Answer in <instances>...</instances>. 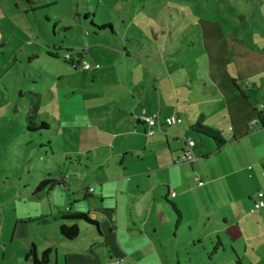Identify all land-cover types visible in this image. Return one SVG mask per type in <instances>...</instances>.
<instances>
[{
    "label": "rangeland",
    "instance_id": "obj_1",
    "mask_svg": "<svg viewBox=\"0 0 264 264\" xmlns=\"http://www.w3.org/2000/svg\"><path fill=\"white\" fill-rule=\"evenodd\" d=\"M104 23L110 27L101 29ZM181 63L186 71L205 70L207 63L264 71V0H0V264H31L25 260L31 240L39 250L49 246L57 264H149V238L137 231L120 235L123 254L101 241L103 253L97 244L82 249L93 237L101 239L96 232L83 233L81 246L66 244L58 221L36 220L68 203L85 212L97 208L82 190L76 202L73 191L89 185L99 194L83 154L92 145L87 133L97 117L114 129L118 108L128 104L130 77L150 79V70L173 72ZM197 92L178 93L180 103ZM27 114L49 127L28 130ZM45 177L59 184L66 177L69 187L48 182L34 193ZM205 198L209 194L199 201ZM202 223L203 231L211 221ZM202 231L194 247L187 230L172 239L181 264H248L252 258L242 252L237 258L229 248L214 251L215 238ZM170 257L175 261L177 253Z\"/></svg>",
    "mask_w": 264,
    "mask_h": 264
},
{
    "label": "crops",
    "instance_id": "obj_2",
    "mask_svg": "<svg viewBox=\"0 0 264 264\" xmlns=\"http://www.w3.org/2000/svg\"><path fill=\"white\" fill-rule=\"evenodd\" d=\"M201 26L199 23V35ZM184 66L181 63L175 71L165 73L150 70V79L130 77L125 91L128 104L118 108L114 129L105 127L97 117L95 130L87 133L92 145L83 154L88 164L93 165L92 169L88 165L86 168L92 172L99 194L94 195L95 188L90 190L89 185L73 191L77 194L75 201L79 202L81 190L88 205L92 204L91 197L97 201V208L89 206L86 212L98 221V226L81 219L36 221H58L59 226L62 222L76 223L79 232L75 238H66L59 230L58 237L66 244L76 240L81 246L79 237L83 233L96 232L101 239L92 235L93 242L82 249L97 244L103 253L106 251L99 244L101 241L114 244L115 250L123 254L120 235L137 231L149 238L146 243L149 264H181L172 239L187 230L192 233L188 237L191 246H196L194 237L201 233L205 219L211 224L204 226L202 233L215 238L216 242L211 240L214 251L226 252L229 248L237 258L239 252L244 257L249 253L252 258L248 264H264V206L252 209L256 190L264 187V71H226L223 66L211 69L209 63L205 70L186 71ZM95 71L96 68L92 72ZM193 90L198 92L181 104L178 93ZM184 104L188 107L183 109ZM153 112L158 113L159 123L148 134L149 126L141 116ZM173 113L181 116L182 121L166 125L164 117ZM183 114H188L185 121ZM199 120L220 130L225 143L218 148L210 136L194 131L193 125ZM188 137L195 140V158L176 162L174 158ZM60 180L61 184L56 183L68 189V179ZM206 194L210 198L200 202L199 198ZM169 200L180 211L178 220ZM65 209L84 211L70 203L59 210ZM56 212L49 211L43 216ZM35 245L38 251L45 249L39 250ZM170 247L173 250L169 251ZM175 252L174 261L170 254ZM52 261L58 263L53 255L48 264Z\"/></svg>",
    "mask_w": 264,
    "mask_h": 264
},
{
    "label": "trees",
    "instance_id": "obj_3",
    "mask_svg": "<svg viewBox=\"0 0 264 264\" xmlns=\"http://www.w3.org/2000/svg\"><path fill=\"white\" fill-rule=\"evenodd\" d=\"M107 27H110V25L104 23V24H102V26L100 28L104 29ZM69 52H71V51H69ZM261 120H262V118H261ZM27 122H28L27 128L30 130H38L41 128L49 127V125L45 121H40V122L35 121L31 114H27ZM193 129H194V131H196L199 134L210 136L215 141V144L218 148L225 143V139L223 138L220 130H218V129H216V128L208 125V124H204L200 120L197 121L193 125ZM48 182H51L53 184V183H56V180L53 178H47V177L41 179L38 182L34 193L39 194V191L42 190L43 186L45 184H47ZM169 202L173 205V208H174L175 212L177 213V220H178L180 217V211H179V209H177L176 206H174V204L170 200H169ZM50 218H54V219L57 218V219H60L62 221H65L67 219H73V220L74 219H81V220H84L88 223H91V224L98 226V221L96 219L90 217L87 212L80 211V210H71V209L59 210L53 215L43 216V217H40L38 220L48 221ZM59 230L63 236H65L66 238H69V239L75 238L79 232V228H78L76 223L66 224L65 222H62L59 226ZM51 256H52L51 255V249L49 247L45 248L42 251H38L35 243L32 242L30 244L27 252L25 253V260L30 261L31 264H48V262L51 260ZM17 264H24V263L21 262V263H17Z\"/></svg>",
    "mask_w": 264,
    "mask_h": 264
},
{
    "label": "built area",
    "instance_id": "obj_4",
    "mask_svg": "<svg viewBox=\"0 0 264 264\" xmlns=\"http://www.w3.org/2000/svg\"><path fill=\"white\" fill-rule=\"evenodd\" d=\"M67 57L71 56V52H68ZM84 68H90L91 64L87 61H84L82 63ZM99 64L96 63L95 67H98ZM141 119H143V121H145L149 128L147 129V133L148 134H152L154 132V129L152 128L156 123H159V116L157 112H153L150 114H144L141 116ZM164 123L166 125H172V124H176V123H180L182 121V117L179 116L178 114H170L164 117ZM195 140L191 137H188L186 139L185 145L182 149V151L179 153V155H177L174 160L176 162H190L195 158ZM264 174V172H263ZM199 183H202V181H200ZM264 206V187L260 188L258 190H256L255 194H254V199H253V205H252V209L253 210H258L260 208H262Z\"/></svg>",
    "mask_w": 264,
    "mask_h": 264
}]
</instances>
